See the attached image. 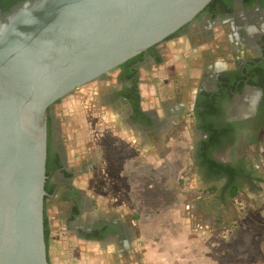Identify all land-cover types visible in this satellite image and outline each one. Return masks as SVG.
Segmentation results:
<instances>
[{
    "label": "water",
    "instance_id": "1",
    "mask_svg": "<svg viewBox=\"0 0 264 264\" xmlns=\"http://www.w3.org/2000/svg\"><path fill=\"white\" fill-rule=\"evenodd\" d=\"M212 0H23L0 14V264H50L48 111Z\"/></svg>",
    "mask_w": 264,
    "mask_h": 264
},
{
    "label": "crops",
    "instance_id": "2",
    "mask_svg": "<svg viewBox=\"0 0 264 264\" xmlns=\"http://www.w3.org/2000/svg\"><path fill=\"white\" fill-rule=\"evenodd\" d=\"M184 41L183 38L170 40L160 46L161 63L152 67V70H157L153 73L155 79L149 80L144 77V74L147 76L152 71L150 66L141 69L139 86L142 97L141 108L150 117L152 123L136 125L137 123L132 119L133 108L126 102L127 106L123 110L118 105L105 103L101 106V110L105 113L103 117L105 133L99 134L97 130H89L90 134L87 138L85 132L87 119L83 102L80 103L76 114L72 112L75 117L69 121V131L67 127L64 139L69 144L68 166L74 172L73 186L80 192V199L90 202L89 211H84L83 216L98 215L99 172L103 170L106 173L111 169L112 173L108 171L106 179L108 191L115 199L126 198L131 202L130 208L134 209L132 215L141 216V220L144 221V226H141L143 232L149 229L156 233L169 232L175 237L177 246H182L180 242H184L186 264H225L227 255L230 254L227 249H234L235 264L239 259L249 261L250 264H264V250L259 249L260 243L255 244L257 241L255 234H247L246 240H241L244 231L256 230L264 234V220L257 218L253 212L264 208L263 162L262 165L257 163L254 165L255 175L246 184L247 192L243 193L247 200L245 196L242 197V207H238L235 205L236 201H233L238 199L240 194L236 198L222 199V187L219 183L214 185L218 188L216 207L184 211L179 206V202H183L184 199L178 184V173L190 159L196 160L193 151L196 152V143L203 136V129L194 114L195 99L201 85L202 74L195 73L193 67H199L194 63L199 58L200 50L211 49L214 46V44H206L205 48L185 47L181 49L182 51H176L180 49L177 47L178 44ZM168 52L171 53L170 56ZM174 52L175 56H172ZM186 54L188 57L184 59L185 62L181 61ZM216 57L217 54H213L209 62ZM184 63L185 70L181 68ZM219 64L222 66L224 62H219L216 68L209 65L206 69L205 89L212 91L210 78L213 77L214 71L222 68ZM203 69L205 68H201L202 71ZM96 89L91 92H97ZM89 102L92 104L93 100ZM153 120L158 123L159 127L156 129ZM195 172L191 174L190 185L193 186L194 180L205 184L204 176L199 171L197 174ZM260 199L262 203L258 205ZM52 201L61 204L59 208L63 213L61 218L66 221L71 203L61 199ZM247 206L250 207L248 212ZM119 211L125 214L131 212L125 208L124 211L123 209L113 211V215H120ZM150 217H154L155 221H149ZM158 217H170L172 222L170 220L169 224H160ZM114 219L127 224L124 219ZM227 220L230 224H239L236 225L238 228L235 238L239 243L236 240L224 241L221 232L225 229ZM133 224L136 226L134 221ZM194 233H197V239L194 238ZM189 234H192L191 239H188ZM249 247L253 248V254L250 252L249 256L240 257L239 251L249 252ZM229 257L232 261V256Z\"/></svg>",
    "mask_w": 264,
    "mask_h": 264
},
{
    "label": "flooded vegetation",
    "instance_id": "3",
    "mask_svg": "<svg viewBox=\"0 0 264 264\" xmlns=\"http://www.w3.org/2000/svg\"><path fill=\"white\" fill-rule=\"evenodd\" d=\"M20 1L23 0H0V14L7 12ZM215 2L217 1H211L192 22L168 39L150 48L147 53L132 58L133 61L129 67H124L122 64L114 70L117 72L118 85L114 86L106 98L110 105H118L125 109L129 104L133 108L128 96L132 93L135 95L137 90L139 91L141 69L159 64V58L162 57L160 46L165 42L183 38L189 40L191 47L195 49L205 48L206 44L213 43L214 46L211 49L200 50L199 58L196 60L198 64L207 65L211 56L217 54V56L224 57L228 65L224 69L213 72V77L210 78L212 91L204 88V81L207 77L201 81L195 99V108L205 92L222 93V98L218 100L223 112L218 119L221 124L231 129L229 134L224 135L211 150L219 162L232 164L235 168H239L236 170L235 179L231 180L238 181L244 188L255 175V159L250 156L251 149L254 147L256 150H261L264 147V0H219ZM217 29L221 30L224 37L223 42H217L215 33ZM194 45H198V48ZM224 47L227 48L225 52ZM106 75L100 79H104ZM57 103L52 105L48 111L52 122L49 164L52 168L49 175L54 191L51 200L61 199L71 203L66 221L79 239L101 244L115 242L123 248L130 240L131 234L126 224L116 219L101 218L98 215L83 216L84 211H89L90 202L80 199V192L76 191L73 186L74 172L68 166L66 148L68 143L65 142L61 130V114L55 110ZM153 122L154 128H158V123L155 120ZM136 123L138 126L142 124V122ZM202 135L195 146L196 168L204 176L205 190L219 183L222 187V199L225 200L230 195L223 188L230 178L211 176L205 168L201 167L198 160L200 144L208 138V133L204 130H202ZM222 152L229 153L228 160L221 159ZM57 162L60 167L53 168ZM217 192L218 190L209 194L210 197L216 195Z\"/></svg>",
    "mask_w": 264,
    "mask_h": 264
},
{
    "label": "rangeland",
    "instance_id": "4",
    "mask_svg": "<svg viewBox=\"0 0 264 264\" xmlns=\"http://www.w3.org/2000/svg\"><path fill=\"white\" fill-rule=\"evenodd\" d=\"M215 33L217 37L216 38L217 42H221V41L223 42L224 37L221 33V30L217 29ZM194 46L197 47L198 45H194ZM177 47H179L180 49H176V51L177 50L182 51L183 48L185 47H188L189 49L192 48L189 40L187 39L184 42L178 44ZM225 51H227L226 47H224V52ZM197 53L198 51L196 52V54ZM172 54H173L172 56H175V52ZM170 55L171 53L168 52V56ZM187 57L188 56L186 54V56H184L183 60L181 61L185 62L184 59H187ZM221 61L224 62V65L221 66L219 64V66L222 67V69H224L225 66H227L228 64L224 61V57L222 56H217L213 61H210L207 65H199L200 63L198 64V62H195L194 65L195 66L198 65L199 67H193V68L195 73H198V75H200L199 74L200 72L202 74V81H204L205 77H207L204 74L206 69L209 67V65L216 68V65ZM153 66L154 65L150 66L151 70ZM181 68L185 70V63L181 66ZM201 68H205V69H203L202 71ZM156 71H157L156 69H153L152 71H150V74H148L147 76L144 74V77L149 80L155 79L153 73ZM116 80H117V72L112 71L108 73L104 79L93 81L83 87L78 88L70 95L60 100L55 105V110H58L61 114L60 116L62 117L61 130L63 135H65L67 131V127L69 131L68 123L69 121H71V119L75 117L76 112L79 111V105L82 102H83V109L86 110L85 116L87 119L86 122L87 128L85 129L87 130H85V132L87 133L86 134L87 138L89 137L90 134L89 130L91 131L97 130L99 134L105 133V124H103L104 123L103 117L105 116V113L103 112V110H101V106H103V104L108 102L106 98L107 95H109L108 93H110L112 89H114V86L116 87L118 85ZM198 83L199 81L197 82V84ZM95 88H97L96 89L97 92L94 91V93H92L91 90ZM91 100H93L92 104L89 102ZM72 112H74L75 114H73ZM73 123L76 125L78 124L77 122H73ZM80 127L83 128L82 126ZM102 138H104V136ZM66 148L68 151L69 144L66 145ZM193 153L196 157V152L193 151ZM250 156L255 159L254 165L255 163H257L258 165L264 164V147L261 148V150L260 149L256 150L254 149V147H252ZM227 158H229V153L222 152L221 159H227ZM193 159L194 160L190 159L188 164L187 163L184 164V166L181 168V170L178 173V184H179V188L181 187L182 190L181 194L183 193L182 197L184 199L183 202H179V206L182 209H184V211L186 210L191 211L197 209L205 210L207 208L216 207L217 205L216 195L210 197L209 194L205 193L206 184L201 183V181L197 183L194 180L193 186L190 185L192 184L191 174H193L196 171V160L195 158ZM108 171L112 173L111 169H108L106 173L103 172V170L99 172V177H98L99 197L97 201L98 216L107 219L120 218L126 220L127 221L126 225L130 229V231H132L130 234V240L126 242V245L123 248H121L115 242L114 243L108 242L101 244V243H89L87 241L81 240L77 237L76 233L73 231V229H71V227L66 223V221H63L64 219L61 218L63 216V213L60 212L61 209L59 210V208H61V204L59 205L58 201L53 203L52 200H49L48 204H50V206L48 210V217L50 221L51 235L49 240L48 254H49L50 264H186L185 262L186 246L184 245V242L183 243L180 242L182 246L180 245L177 246L176 242L174 241L175 237L173 236V234L169 232L156 233L152 229L143 232L142 227L144 226L143 225L144 221L141 220V216L132 215L134 213L132 212L134 211V209L130 208L131 202H129L126 198L115 199L113 197V195L108 191L109 189L106 184ZM195 173L197 174L199 172L196 171ZM244 188L246 189H241V193L238 199L233 200L236 201L235 205H237L238 207H242L241 204V202H243L242 197L245 196L244 198H246V195L243 192H247V186ZM128 202L129 205L127 204ZM261 203L262 201L260 199V201H258L257 204L260 205ZM122 207L127 208L131 212L125 214L124 212L119 211V213L121 214L114 216L113 213L116 210L123 209L124 211L125 208ZM247 209L248 212L250 207L247 206ZM253 212L255 213L257 218L264 220V208L261 211L254 210ZM158 219H160L158 221L160 224H166V223L169 224L172 222L170 217H166V218L158 217ZM230 219L232 220V218ZM133 221L136 223V226L133 224ZM149 221H155L154 217H150ZM228 222L229 220H227L226 227L221 232V234L223 236L224 241L235 242L236 240L235 238L237 237V228H238V226L236 227V225L239 224L235 225L234 223L230 224ZM149 225L151 227H154L152 224ZM137 226L139 227V229H137ZM251 233L255 234V240H257L255 241V244L256 245L257 243L258 245L259 243L260 245L262 244V246L259 245V249L264 250V239H263L264 234H261L256 230L244 231L241 234V240H246V237L248 236L247 234L250 235ZM193 235H195L194 238L197 239L196 236L197 233H194ZM189 236L190 237L188 239H191L192 234H189ZM213 236H215V234ZM237 243H239V241H237ZM227 250L230 252V254L227 255L228 257L226 258L225 264H235L234 258L236 256L234 255V249L233 250L227 249ZM248 251L249 252L240 250L239 251L240 257L244 258L245 256H249L250 252L253 254V248L250 249L249 247ZM236 252H238L237 249L235 250V253ZM229 256H232V261ZM239 260L236 261V264H250L249 261L246 262L241 259Z\"/></svg>",
    "mask_w": 264,
    "mask_h": 264
},
{
    "label": "trees",
    "instance_id": "5",
    "mask_svg": "<svg viewBox=\"0 0 264 264\" xmlns=\"http://www.w3.org/2000/svg\"><path fill=\"white\" fill-rule=\"evenodd\" d=\"M219 1V0H212ZM215 2V3H217ZM212 57V56H211ZM132 61H128L124 63V67H129L132 64ZM159 63H161V57L159 58ZM227 85V84H224ZM222 92V91H221ZM131 99L133 106V115L132 119L135 122H142L146 124L152 123L150 117H148L141 108L142 97L140 92L137 90V93L134 95L129 94L128 96ZM219 98H222V93L218 92H205L199 99L198 106L194 111L195 117L199 122V126L205 132L208 133V138L204 140L200 144L198 160L200 162L201 167L205 168L207 172L213 176H227L229 179L227 185L225 186L224 191H228L231 198H236L241 193L242 185L238 183V181H232L231 179H235L236 170L239 168H235L232 164H224L219 162L213 155L212 148L215 144L219 143L224 135H228L231 127L224 126L223 123L219 121V115L222 114V110L220 107ZM59 102V101H58ZM217 116V117H215ZM51 121L48 118V158H47V181H46V191L49 194L45 198V237L49 250V240L51 235L50 221L48 217V210L50 204H48V200H51V196L54 191V185L50 183V170L52 166H50V137H51ZM59 162L56 163L53 168H59ZM218 190L217 186H213L207 190L205 193L211 194L215 193ZM49 259V254H48ZM50 263V262H49Z\"/></svg>",
    "mask_w": 264,
    "mask_h": 264
}]
</instances>
